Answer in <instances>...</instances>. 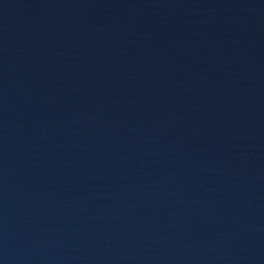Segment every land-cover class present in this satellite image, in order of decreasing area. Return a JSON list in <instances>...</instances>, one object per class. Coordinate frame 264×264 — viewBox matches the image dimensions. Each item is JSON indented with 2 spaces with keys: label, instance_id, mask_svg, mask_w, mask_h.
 Wrapping results in <instances>:
<instances>
[{
  "label": "water",
  "instance_id": "1",
  "mask_svg": "<svg viewBox=\"0 0 264 264\" xmlns=\"http://www.w3.org/2000/svg\"><path fill=\"white\" fill-rule=\"evenodd\" d=\"M0 264H264V198L0 17Z\"/></svg>",
  "mask_w": 264,
  "mask_h": 264
}]
</instances>
